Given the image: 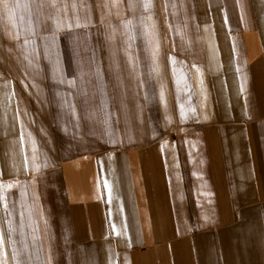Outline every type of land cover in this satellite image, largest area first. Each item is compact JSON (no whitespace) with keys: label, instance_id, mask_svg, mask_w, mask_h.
Returning a JSON list of instances; mask_svg holds the SVG:
<instances>
[{"label":"crops","instance_id":"1","mask_svg":"<svg viewBox=\"0 0 264 264\" xmlns=\"http://www.w3.org/2000/svg\"><path fill=\"white\" fill-rule=\"evenodd\" d=\"M0 237V264H264V0L0 3Z\"/></svg>","mask_w":264,"mask_h":264},{"label":"snow or ice","instance_id":"2","mask_svg":"<svg viewBox=\"0 0 264 264\" xmlns=\"http://www.w3.org/2000/svg\"><path fill=\"white\" fill-rule=\"evenodd\" d=\"M0 3H3L5 5V7H7V0H0ZM17 7L19 6V4L16 5ZM9 15L11 17V9H9ZM75 27H80L81 25L79 23H76L74 25ZM64 27H73L72 24H64V23H60L58 22L56 24V29L59 30L61 28H64ZM124 29H125V32L128 34V46L130 47L131 46V42L135 39V35H134V32L131 30V22H128L124 25ZM33 34L35 35V31L33 30ZM55 32H53L52 34V43L54 45V42H55ZM42 40L46 39L44 37L41 38ZM47 52L49 55H52L54 54L55 50L53 47L49 46L48 49H47ZM171 60H174V58H170ZM129 62L130 63H133L134 64V58L131 57V55H129ZM73 84L75 83L74 81L72 82ZM162 97H163V93L161 94ZM105 187L107 188L108 185L107 183H105ZM7 206L5 205V208ZM0 242H2V237H0Z\"/></svg>","mask_w":264,"mask_h":264}]
</instances>
